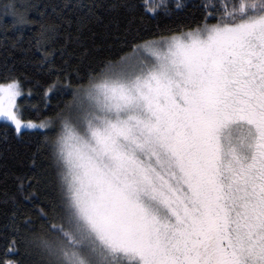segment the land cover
<instances>
[{
	"label": "snow or ice",
	"instance_id": "snow-or-ice-1",
	"mask_svg": "<svg viewBox=\"0 0 264 264\" xmlns=\"http://www.w3.org/2000/svg\"><path fill=\"white\" fill-rule=\"evenodd\" d=\"M120 10L168 23L109 28ZM0 13L12 47L55 76L45 107L60 97L52 116L24 121L23 81L0 83V118L44 133L39 172L4 194L13 232L0 264H21L8 258L20 245L32 264H264V0H9ZM93 26L106 54L72 77L69 45L87 56Z\"/></svg>",
	"mask_w": 264,
	"mask_h": 264
},
{
	"label": "trees",
	"instance_id": "trees-1",
	"mask_svg": "<svg viewBox=\"0 0 264 264\" xmlns=\"http://www.w3.org/2000/svg\"><path fill=\"white\" fill-rule=\"evenodd\" d=\"M25 2L26 0H15L17 4H23ZM28 2L43 5L45 3H58L59 0H28ZM105 2H111V0H105ZM7 3H9V0H0V9ZM49 11H51V9H49ZM28 15L29 17H33L36 13L30 11ZM104 22L109 25V28L118 26L119 30L122 31L125 27H128L132 30L133 34H135L136 31H140L142 35L148 30L153 32L156 31L157 23H160L161 26L168 23V21L142 22L139 18H133L132 14L125 10H120L115 13H106ZM181 22H185L183 16H180L176 21V23ZM10 23V15H3L0 13V83H7L8 81L5 77L10 75L23 81L22 95L18 98L21 118L39 121L54 114L56 102L60 99L59 96L50 94L47 107H45L44 88L47 87V84L51 79H54L55 76L53 75L49 78L43 72H37L32 63H30L33 59L32 54L21 52L18 48L12 47V39L15 38L16 33L9 27ZM6 28H8L7 33H5ZM93 31L97 33L95 37L83 39V47H87L89 52L88 55L84 56L82 59L80 58L82 47L72 44L69 45L68 50L73 53V55L68 57L69 64L67 68L72 77H75L76 71H79L80 74L83 75L87 71L90 62L106 54L107 50L104 48L93 50L94 42L97 44L101 43L102 33L104 32L103 27L93 26ZM28 35L29 33L25 31L23 41V47L25 48L28 47ZM5 36H7V39H5ZM87 36L88 34L85 33V37ZM144 38H147V36ZM63 43L64 38L61 36L54 46L58 49ZM55 63L57 65L62 63L59 52L56 54ZM25 77H30V79H25ZM37 79L41 81L40 86H37L35 83ZM29 92H31V94H29ZM64 99H67V97H64ZM43 134V132L37 133L28 129L23 135H19L15 132L14 127L10 123L6 124L0 121V254L9 246L13 232L11 222L8 219L13 206L11 202L7 205L3 203L5 199L4 194L5 192L9 195L16 193L17 186L20 183L17 176L23 173L31 175L33 172H39L38 167H33L32 160L33 153L37 151L39 141L42 139ZM43 158V155H37L35 157L37 164H40ZM28 190L31 191V189ZM40 199L44 200V193H40ZM31 208L32 205L27 201L21 205V211L26 215L29 214L28 209ZM31 214L34 215V212ZM8 258L19 259L21 264H32L33 259V257L25 252L23 245H20L18 254H10Z\"/></svg>",
	"mask_w": 264,
	"mask_h": 264
},
{
	"label": "rangeland",
	"instance_id": "rangeland-1",
	"mask_svg": "<svg viewBox=\"0 0 264 264\" xmlns=\"http://www.w3.org/2000/svg\"><path fill=\"white\" fill-rule=\"evenodd\" d=\"M19 97H21V96H18L17 98H16V100H17V111L20 113V107H19V105H18V98ZM22 120H24V121H27V120H30V119H23V118H21ZM0 121H2V122H4V120H3V118H0ZM38 122V121H37ZM8 123H10V122H8ZM11 124V123H10ZM13 126V125H12ZM14 127V126H13Z\"/></svg>",
	"mask_w": 264,
	"mask_h": 264
}]
</instances>
